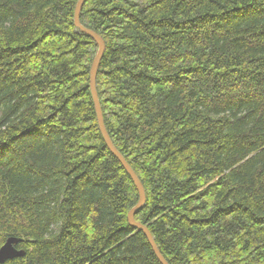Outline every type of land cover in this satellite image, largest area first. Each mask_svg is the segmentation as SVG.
Returning <instances> with one entry per match:
<instances>
[{"label": "trees", "instance_id": "trees-1", "mask_svg": "<svg viewBox=\"0 0 264 264\" xmlns=\"http://www.w3.org/2000/svg\"><path fill=\"white\" fill-rule=\"evenodd\" d=\"M77 3L0 0L4 264H161ZM81 24L167 262L264 264V0H85Z\"/></svg>", "mask_w": 264, "mask_h": 264}, {"label": "water", "instance_id": "water-1", "mask_svg": "<svg viewBox=\"0 0 264 264\" xmlns=\"http://www.w3.org/2000/svg\"><path fill=\"white\" fill-rule=\"evenodd\" d=\"M85 0H78L76 10H75V17H74V24L76 28L89 37H91L97 44H98V52L95 57V60L93 62V66L91 69V75H90V87H91V94L97 114V120L99 124V128L101 131V134L103 136V139L106 143V146L109 148V150L115 155V157L120 161L124 169L127 171L129 176L131 177L133 183L135 184L138 193H139V202L137 205L129 212L128 215V220L130 226H132L135 229H138L139 231L143 232L146 238L148 239V242L156 255L157 259L160 261L161 264H169L161 251L159 250V247L154 239V236L152 235L151 231L149 228L136 221L135 216L137 212H139L144 206L146 202V194L144 187L138 178L137 174L133 170V168L130 166V164L127 162V160L124 158V156L118 151V149L115 147L107 129L105 126L104 122V117H103V112L101 108V104L99 101V96L97 92V74H98V68L99 64L101 62L102 56L105 51V43L104 40L95 32L92 30L87 29L81 24V12L84 7ZM23 240L16 238V237H11L8 238L5 244L0 248V264H4L8 260H13L16 258H21L24 257L25 251L23 250H18L16 246L20 244Z\"/></svg>", "mask_w": 264, "mask_h": 264}, {"label": "bare ground", "instance_id": "bare-ground-1", "mask_svg": "<svg viewBox=\"0 0 264 264\" xmlns=\"http://www.w3.org/2000/svg\"><path fill=\"white\" fill-rule=\"evenodd\" d=\"M119 151V150H118ZM120 152V151H119ZM121 153V152H120ZM125 158V157H124ZM131 166V165H130ZM134 170V169H133ZM138 213V212H137Z\"/></svg>", "mask_w": 264, "mask_h": 264}]
</instances>
